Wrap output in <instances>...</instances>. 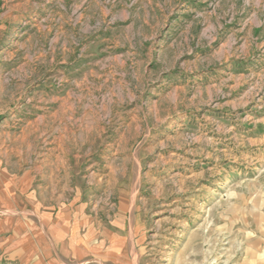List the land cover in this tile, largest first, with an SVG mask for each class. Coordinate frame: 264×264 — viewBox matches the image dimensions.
I'll use <instances>...</instances> for the list:
<instances>
[{
  "label": "rangeland",
  "instance_id": "374dc122",
  "mask_svg": "<svg viewBox=\"0 0 264 264\" xmlns=\"http://www.w3.org/2000/svg\"><path fill=\"white\" fill-rule=\"evenodd\" d=\"M0 110L137 174L155 264H264V0H0Z\"/></svg>",
  "mask_w": 264,
  "mask_h": 264
},
{
  "label": "crops",
  "instance_id": "0c3cea01",
  "mask_svg": "<svg viewBox=\"0 0 264 264\" xmlns=\"http://www.w3.org/2000/svg\"><path fill=\"white\" fill-rule=\"evenodd\" d=\"M1 116L0 260L155 264L145 249L137 174L116 168L113 155H91L82 165L61 139L34 152L26 132L16 133Z\"/></svg>",
  "mask_w": 264,
  "mask_h": 264
}]
</instances>
